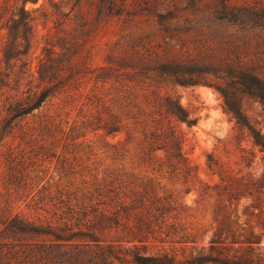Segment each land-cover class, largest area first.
I'll list each match as a JSON object with an SVG mask.
<instances>
[{
	"label": "trees",
	"instance_id": "trees-1",
	"mask_svg": "<svg viewBox=\"0 0 264 264\" xmlns=\"http://www.w3.org/2000/svg\"><path fill=\"white\" fill-rule=\"evenodd\" d=\"M39 1L0 0V264H264V172L202 187L210 234L186 253L188 207L176 183L196 173L175 121L187 115L150 76L180 64L132 31L115 45L128 39L127 52L157 65L89 63L100 24L113 17L142 21L173 46L180 34L214 35L241 9L230 0H93L87 9L84 0ZM187 64L190 78L203 74ZM204 68L232 77L230 67ZM250 79L264 103V83ZM217 89L264 152L241 100ZM111 230L122 239L103 242Z\"/></svg>",
	"mask_w": 264,
	"mask_h": 264
},
{
	"label": "rangeland",
	"instance_id": "rangeland-1",
	"mask_svg": "<svg viewBox=\"0 0 264 264\" xmlns=\"http://www.w3.org/2000/svg\"><path fill=\"white\" fill-rule=\"evenodd\" d=\"M92 1L84 0L80 6L87 9ZM230 2L241 9L234 20L223 21L214 35L180 34L178 44L173 46L142 21L125 25L122 19L113 17L100 24L89 59L92 67L105 66L110 61L114 65H157L158 61L139 60L136 55L127 52L128 39L122 47L115 45L122 32L132 31L143 38L146 47H150V51L157 53L161 59L180 64L167 66L163 72L151 70L150 76L154 79L153 84L173 97L187 115L186 121H175L183 140V152L196 173V181L181 185L180 179L176 183L188 207L186 218L181 220L188 240L192 241L188 243L186 253L191 247L206 244L210 234L212 199L200 195L202 187L229 175L252 172L260 176L264 172V152L254 144L249 129L237 123L228 111L217 89L224 87L239 98L247 122L264 136V103L254 97L250 87V74H255L264 83V0ZM42 20L36 17L34 22L38 38L45 32ZM197 39L201 41L200 46H197ZM39 51L40 48L36 54ZM189 61H197L196 68L203 74L197 76L194 73L190 78L188 70L194 65L187 64ZM207 64L230 67L232 77L227 72L207 70L204 68ZM189 188L192 190L184 194ZM122 236L120 230H111L103 233L100 239L105 243L117 242ZM261 245L264 247V234ZM150 251H156V248Z\"/></svg>",
	"mask_w": 264,
	"mask_h": 264
}]
</instances>
